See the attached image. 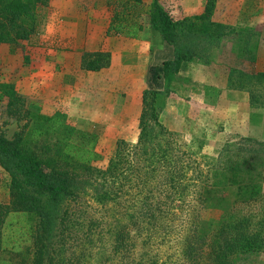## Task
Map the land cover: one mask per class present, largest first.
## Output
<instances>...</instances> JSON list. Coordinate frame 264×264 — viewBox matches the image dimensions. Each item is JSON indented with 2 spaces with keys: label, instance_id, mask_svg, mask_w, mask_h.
<instances>
[{
  "label": "rangeland",
  "instance_id": "obj_1",
  "mask_svg": "<svg viewBox=\"0 0 264 264\" xmlns=\"http://www.w3.org/2000/svg\"><path fill=\"white\" fill-rule=\"evenodd\" d=\"M151 1L145 0L148 4ZM163 1L175 17L183 18L202 13L210 0ZM211 2L213 12L205 23L221 35H200L188 43L190 59L183 62L176 74L160 115L170 133H161L154 126L148 142L149 151L167 148L170 157L182 151L187 159L184 182L188 186L177 194V204L169 210L176 217L170 242L140 241L134 254L122 257L123 254L114 253L115 233L131 217H122V204L100 201L98 191L103 188L97 190V182H89L82 187L79 202L61 201L62 210L68 208L72 219L73 207L84 224L72 226V220L68 224L57 247L60 263L79 255L82 264H138L140 258L144 264H187L178 239L188 233V226L183 228L184 220L193 215L188 205L199 196L197 191L205 182L223 181L212 176V172L228 157L240 162L245 170L251 169L238 175V179L261 186L258 199L235 212L258 220V224L252 222L253 231L263 228L264 232V76L259 75L264 72V0ZM41 14V25L29 39L0 45V82L13 83L33 109L49 115L62 111L71 124L96 132L100 153L97 164L105 167L115 154L118 140L137 144L144 92L166 89L164 61L175 57V47L152 29L140 39L106 36L111 16L107 0H47ZM97 50L110 52V65L96 71L83 69V53ZM246 94L248 104L238 105L239 98ZM25 123V119L9 114L7 100L0 90V129L13 138ZM148 156L144 154L138 163L143 166L142 175L152 165L162 163L152 164ZM162 178L151 179L150 184H161ZM9 180L8 172L0 165L2 202L10 198ZM138 180L133 178V182ZM126 187L128 193L134 194L125 206L129 204L128 213H134L138 209V190L130 182ZM155 193L165 197L158 190ZM230 194L239 196L236 190H230ZM128 197L129 194L125 195V199ZM163 200L173 204L167 197ZM192 206L194 213H198L200 206ZM221 213L212 209L207 214L219 217ZM91 217L99 218L103 225L95 229L97 240L93 246L87 240ZM77 236L85 242L80 244ZM233 263L264 264V250L237 255Z\"/></svg>",
  "mask_w": 264,
  "mask_h": 264
},
{
  "label": "trees",
  "instance_id": "obj_2",
  "mask_svg": "<svg viewBox=\"0 0 264 264\" xmlns=\"http://www.w3.org/2000/svg\"><path fill=\"white\" fill-rule=\"evenodd\" d=\"M46 3L47 0H0V45L17 43L35 34L43 20L41 8ZM107 5L111 16L106 36L140 39L152 29L174 45L175 57L164 61L166 89L144 92L137 144L118 140L115 154L102 167L97 164L100 153L96 132L71 124L62 111L49 115L33 109L13 83L0 82L9 114L15 119L26 120L13 138H8L0 129V165L10 176L9 201H0V264H82L79 255L60 263L62 258L57 247L71 220L72 226L79 222L84 224L80 221L81 214L73 207L71 219L69 209L62 210L61 201L79 202L82 187L89 182H97V190L103 188L98 191L100 201L113 200L122 204L125 207L122 217L124 214L131 217L115 233L114 253L124 257L127 253L134 254L140 241L160 244L171 240L176 217L169 210L177 204V194L188 186L184 182L187 159L183 158L185 152L182 151L177 152L176 157H170L167 148L149 151L150 132L156 126L161 133H170L160 115L176 74L183 62L190 59L188 43L200 35L211 38L221 33L211 31L205 23L213 12L211 0L202 13L183 18L175 17L163 0H152L150 4L145 0H107ZM110 63V52L97 50L83 53L81 67L96 71ZM259 75L264 76V72ZM253 76L255 74H251ZM144 154L151 157L152 164L162 163L152 165L142 175L143 166L138 163ZM159 169L160 173L155 175ZM250 170L228 157L212 172V176L223 181H207L198 189L199 196L188 205L193 215L184 220L183 228L188 226V233L178 239L183 244L182 257L187 264H234L237 255L264 250L263 228L253 231L252 222L258 220L235 212L243 204L257 200L261 193L257 183L249 185L238 179V175ZM136 177L139 182H133ZM157 177H163L161 184L151 185ZM129 182L136 187L139 196V201L135 202L138 209L134 213H128L129 204L125 206L134 194L128 193ZM156 190L173 204L157 196ZM230 190H236L239 196H231ZM127 194L130 197L125 199ZM192 204L200 206L198 213H194ZM212 209L221 210V215L207 214ZM101 218L103 224L104 217ZM259 223L263 225V221ZM87 226V240L93 246L97 240L95 229L103 225L99 218L91 217ZM134 227L137 229L133 234ZM77 239L80 244L85 242L80 236ZM138 264H144L141 258Z\"/></svg>",
  "mask_w": 264,
  "mask_h": 264
},
{
  "label": "crops",
  "instance_id": "obj_3",
  "mask_svg": "<svg viewBox=\"0 0 264 264\" xmlns=\"http://www.w3.org/2000/svg\"><path fill=\"white\" fill-rule=\"evenodd\" d=\"M237 91H240V90L235 89V92H237ZM238 94H240V92ZM239 99H240V102H238V105L240 104L241 106H244V105L248 104L249 97L247 94H246V96L244 95V97L242 96V98H239Z\"/></svg>",
  "mask_w": 264,
  "mask_h": 264
}]
</instances>
